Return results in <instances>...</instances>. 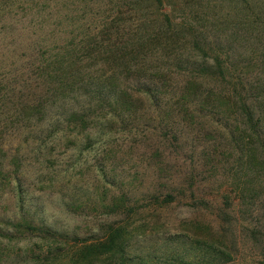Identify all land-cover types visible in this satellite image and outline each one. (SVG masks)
<instances>
[{
	"label": "rangeland",
	"instance_id": "obj_1",
	"mask_svg": "<svg viewBox=\"0 0 264 264\" xmlns=\"http://www.w3.org/2000/svg\"><path fill=\"white\" fill-rule=\"evenodd\" d=\"M93 44L130 59L159 100L125 101L110 117L68 83L19 92L39 47L56 66L98 58ZM126 69L101 72L117 83ZM29 95L41 114L20 110ZM242 103L264 137V0H0V264H72V247L118 227L132 264L213 249L226 254L210 264H264V155L246 158Z\"/></svg>",
	"mask_w": 264,
	"mask_h": 264
},
{
	"label": "trees",
	"instance_id": "obj_2",
	"mask_svg": "<svg viewBox=\"0 0 264 264\" xmlns=\"http://www.w3.org/2000/svg\"><path fill=\"white\" fill-rule=\"evenodd\" d=\"M155 1L157 2L158 0ZM100 48V46L93 44V46L88 49V52H91V55L98 56V58L96 59L99 61L93 63L94 69L91 70L88 68L80 67L79 65L81 62L95 61L96 59L82 58L81 60H79V58H75L69 60L62 58L60 61L57 60L58 66H54V60L51 59L50 51L47 48L39 47L40 52L39 54H36L37 57L34 60L35 62L33 65V71H30L32 72V75H34V81L32 83H27L24 80H21L19 92H21L22 94L27 93V91L40 90L38 92L41 93L42 91L41 95L46 93L51 95L50 92L54 91L57 86H67L65 83H68L67 87L71 91H83L82 96L85 97V100L87 101L83 104V108L89 109L94 105L97 107V110L106 108L107 110H110V117L117 116L115 115V113L117 112L116 110H118L119 106H121L125 101H151L154 104L157 100H159L160 97H158L159 91L156 86L157 84L155 83L154 86V82L148 81L150 80L149 76H146L145 73L129 72L131 66H129L127 63L130 62V59L111 57V54L106 55V49L111 48L109 46L102 47L101 50ZM101 51H103L104 54H102ZM116 51L117 48H114L113 52ZM137 60L141 61L144 60V58H140ZM106 64H111L113 67H115V69H117L119 66L126 65V71H122V74L121 71H119L120 73H117V83H115L114 79H110L106 76L105 73L101 72ZM140 66H142V64H140ZM111 75L114 74L111 73ZM106 78H109L110 80ZM128 81L138 83H136L135 87L132 88V92L124 93L120 87L122 84L127 83ZM138 86H140L141 89H139ZM5 94L7 95L8 92H5ZM21 94L18 100L20 99ZM169 98L172 99V97ZM39 102L40 101L37 102L36 97H34L33 95H29L28 101L22 99L18 106H20L21 111L30 108L32 110H39L41 114L44 110V106L41 107L40 105H38ZM241 112L243 113L245 124L248 125L249 133H252L250 134V137H253L252 145H255L247 150L246 158L247 160H250L252 151L256 149L260 150V153L264 155V137L260 135L258 120L253 119L250 109L244 103L241 104ZM76 114H72V117L78 118L79 121L83 123L86 116L82 115L79 118V116H76ZM55 117L58 118L57 116ZM247 137H249V134ZM173 200V196L168 194L165 196L163 202L168 204ZM244 223L248 222L244 221ZM123 231L124 229L122 227H118L116 229L108 228L105 239L95 243L94 245H75L76 247H72L75 248L72 251L73 253L66 256V258H68V260L71 261L72 264H90L96 261L98 257L105 256L107 260H114L115 264H132V259L127 258V252L125 251V245L127 242L124 239L126 238V236ZM249 231V233L252 234V230L250 229ZM43 232L45 234H48L49 231L44 230ZM209 248L210 247H207L206 249ZM58 251L60 252V250ZM216 252L220 253L221 255L226 254L225 251H222L220 249H213L211 252L213 258L211 256L210 258L205 259L207 256L206 253H204L202 255V259H196L195 262H191L185 261L181 256H176L172 253V255L167 259L168 261L166 264H210L211 262H218L214 258ZM49 256L52 255L49 253ZM58 256L61 257L62 255L58 254ZM226 261L231 262L232 259L228 258ZM218 264L223 263L221 261V263L219 262Z\"/></svg>",
	"mask_w": 264,
	"mask_h": 264
}]
</instances>
